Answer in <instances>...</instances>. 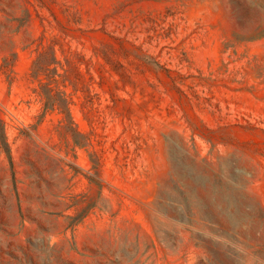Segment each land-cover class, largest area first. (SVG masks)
<instances>
[{
	"label": "rangeland",
	"instance_id": "obj_1",
	"mask_svg": "<svg viewBox=\"0 0 264 264\" xmlns=\"http://www.w3.org/2000/svg\"><path fill=\"white\" fill-rule=\"evenodd\" d=\"M0 264H264V0H0Z\"/></svg>",
	"mask_w": 264,
	"mask_h": 264
},
{
	"label": "trees",
	"instance_id": "obj_2",
	"mask_svg": "<svg viewBox=\"0 0 264 264\" xmlns=\"http://www.w3.org/2000/svg\"><path fill=\"white\" fill-rule=\"evenodd\" d=\"M39 71H42V70L40 69V67L37 68V71H36V72H39ZM46 108H47V109L54 110V109H55V105H54V104H51V105L48 104V105L46 106ZM2 134H5V132L2 131ZM3 147H4V149H5V152L7 153V155H8V157H9L10 161H12V158H11V152H10L9 146H8V144H7L6 142H4Z\"/></svg>",
	"mask_w": 264,
	"mask_h": 264
}]
</instances>
